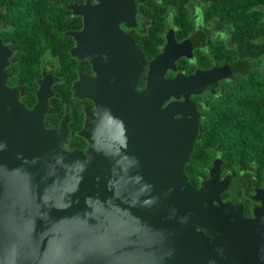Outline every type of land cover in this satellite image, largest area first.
Masks as SVG:
<instances>
[{
    "label": "water",
    "instance_id": "1",
    "mask_svg": "<svg viewBox=\"0 0 264 264\" xmlns=\"http://www.w3.org/2000/svg\"><path fill=\"white\" fill-rule=\"evenodd\" d=\"M95 1L71 7L84 18L74 53L96 73L75 87L95 105L91 158L63 147L66 124L45 127V100L28 110L6 86L0 51V264H264V188L245 217L222 201L237 181L221 169L199 188L186 176L200 134L187 100L222 72L166 79L167 51L139 90L146 60L120 25L141 24L140 0Z\"/></svg>",
    "mask_w": 264,
    "mask_h": 264
},
{
    "label": "rangeland",
    "instance_id": "2",
    "mask_svg": "<svg viewBox=\"0 0 264 264\" xmlns=\"http://www.w3.org/2000/svg\"><path fill=\"white\" fill-rule=\"evenodd\" d=\"M147 2H150V7L147 9L146 6H142L139 12L141 17L148 20L149 26L144 36L145 40H142L140 35L139 41L146 47L149 59L158 53V36L162 30H165L159 27V23L163 22V16L167 12H172L178 20V27L180 26V30L172 35L182 38L187 27L185 26L186 15L189 14L191 18L195 9L200 8L201 12L205 13V20L209 24H216L218 31L225 32V38L221 39L217 48L215 47L221 53V63L227 58L234 62L238 58L252 56V58L258 57L257 61L261 62L258 68H264V0H163L161 4L153 0ZM73 5L95 6L96 1L78 0ZM7 6V1L0 0V40L11 49L13 61L11 66L13 76L8 86L28 87L24 98L26 105L33 108L37 103L34 99L33 87H36L40 73L45 68L51 67L56 81L55 95L51 98L52 106L61 113H65L66 108L71 106L70 113L78 122L75 129L80 130L85 120L81 113L82 107L85 105L93 107V105L88 100L82 103L75 99L72 87L78 80L77 69L82 67L85 72L92 75L93 70L87 61L80 62L81 66L71 57L70 50L76 46L72 38L53 32L80 31L83 27V18L73 16L72 5L66 4L64 12L60 15V27L55 25L48 27L50 28L48 30L43 29L44 31L39 34L20 35L11 26L12 17H6ZM236 24L239 27L237 30ZM182 27L183 30H181ZM46 39H49L47 44L49 47L45 49L44 40ZM198 55L201 57L200 53ZM39 69L40 73H38ZM182 69H188V66L180 64L179 70ZM240 83L241 79L235 78L225 85L224 93L220 98L215 99L209 94L197 98L206 102L208 108L204 111L205 119L202 122L205 134L203 140L197 143L198 149L186 167V176L198 188L204 180L210 178L207 169L214 168V160L218 154L223 161L220 167L221 178L229 172L234 177H238L240 171L250 170L254 176L250 179L251 190L264 186V116L255 118L254 121L247 118L244 110H249L251 107L250 100L247 98L248 88L241 86ZM261 104L264 110V102ZM218 113H223L224 118H215L217 121L214 125L218 124V130L216 136L212 137L214 126L211 124V119ZM57 122L51 116L48 117L49 125H56ZM250 124L256 126L253 127ZM226 137L231 141L229 144L223 143ZM75 144L83 145L84 143L76 142ZM75 144L69 142L64 146ZM222 199L233 202L246 200L251 207L256 204L248 200L242 191L236 195L227 192ZM250 213L249 208L247 214Z\"/></svg>",
    "mask_w": 264,
    "mask_h": 264
},
{
    "label": "flooded vegetation",
    "instance_id": "3",
    "mask_svg": "<svg viewBox=\"0 0 264 264\" xmlns=\"http://www.w3.org/2000/svg\"><path fill=\"white\" fill-rule=\"evenodd\" d=\"M147 1L148 0H144V1L140 0L138 3V6H137L136 17L138 20L141 21L140 25H138L136 27H128L124 23H122L120 25L121 30L129 38H131L133 40L135 45L142 52L144 59L146 60V64L144 66V74H143V77L141 78V81L139 84V90H143L146 87L147 75H148V71H149V65L151 64V62L155 61L161 55L164 56V54L167 51H170L172 44H174V43L181 44L182 45V51L185 52V54H182L179 57H177V59L174 62L173 61L167 62V61H169L168 58L165 59V62L167 63V65L169 63L167 72L165 74L166 79L175 78L179 74H182L185 76H191V75H194L195 73H197L198 71L210 72V71H213L216 69L221 71L223 74V78L218 79L217 82L213 83V85L216 87L214 90L211 88H208L200 94H192L189 97V99L187 100L189 102L187 106L191 108V109L189 108V110L193 111V114H190L187 117L193 118L195 121L197 120L199 125H200L199 127L203 128L202 122L205 119L204 111L207 110L208 108H207L206 102L198 100L197 98L200 96H204L205 94L212 95L215 99L220 98V97H222V95L224 93L225 85H227L228 83H231L233 81L232 80L233 78L229 79V78L225 77L226 73L224 71V66L227 63H230L231 61L227 58L223 61V63H221V53H220L219 49H216L217 46L219 45V42L221 41V39L225 38V32L218 31L216 28V24H209L208 21L205 20V17H206L205 13L201 12L200 8H197V9H195L194 13L191 15V18H190L189 14L186 15L185 26L187 25V27L184 30L185 34L182 36V38H178L177 35L176 36L172 35V34L177 33L178 30H180V26L178 27V25H177L178 20H177V18H175L172 15V12H167V14H165L163 16V22L159 23V27L165 28V30H162L161 33L157 32V33H159V36H158L159 42H158V47H157L158 53H156L152 59H149L147 57L146 47L143 46L139 41L140 35L142 36V40H145L144 36H145V33L147 32L148 26H149L148 20L145 17H141V14L139 12L140 7H142V6L143 7L146 6L147 9L150 7V2H147ZM153 1L157 4H161L163 2V0H153ZM71 11H72V8H71ZM72 15H73V11H72ZM73 16H81V15H73ZM81 17L83 18V16H81ZM83 21H84V18H83ZM57 25L59 27L61 26L60 23H58ZM11 26L20 35L39 34L40 32L44 31L42 28V27H44V25H41V24L25 25L24 27H33L35 29L27 30L24 32L17 30L15 28V26L13 25V23H11ZM40 27H41V30L39 29ZM83 28H84V22H83V27L80 31L71 30V31H63V33L60 31L53 32L54 34H61L63 36H68V37L72 38L76 42V46L70 50L71 57L73 59L77 60L81 66H82V63H80V62L87 61L91 65L92 70H93V75H92V74L85 72L82 67L77 69V71H78L77 72L78 73L77 79L78 80L73 83V87H72V89L74 91V98L75 99H78L82 103L84 102V100H88L93 105V107H89L88 105H85L82 107L81 113H82V116L85 117V120H84L82 128L78 131L75 129L78 122L73 119V116L70 113L71 106L66 108L65 113H61L60 111L56 110L52 106L51 98L55 95L54 85L56 84L55 76L53 75L52 68L47 67L41 73H40V69L38 70V73H40V76L37 79L36 87H33L34 99L36 100L37 103L33 106V108H29L26 105L25 98H24L25 94L28 91V87L19 86V87L11 88L8 86V82H9L10 78L13 76V73H12L13 70L11 68L13 61L11 58V49L9 48V46L3 44L1 40H0V51L2 53V56L6 57L7 61H8L7 65L4 69V72H6V86L9 89H11L18 96L20 101L27 107L28 110H33L39 104V102H41V100L43 98V100H45V102L47 104V111L44 114L45 127L47 129H60L63 124H66L65 128L67 129L68 135L66 136V138L63 142V147L68 151L83 150V151L87 152L88 156L91 158V155L88 153L90 143L81 134V132L85 128L87 122L89 120H91V117L88 114V110L95 109V105H94L92 100H90L88 98L77 97L75 94L77 91V89L75 88L76 84L80 80L82 75H88L91 77L96 76V73L93 69V65L91 64L90 60L86 57L85 58H79V55L74 53V51L78 48V40L76 39L75 34L81 32L83 30ZM181 30H183V27L181 28ZM47 44L45 43V47H44L45 49L49 47V46H47ZM188 46L190 48H188ZM5 53H7L6 56H5ZM198 53L201 54V57L198 55ZM170 55L172 56L174 54H170ZM180 64H186L188 66V69L179 70ZM8 67H9V69H6ZM48 81L50 83H49V85H46V83ZM42 94L46 95L45 99H44V97H41ZM172 101H184V98L176 100L175 98L172 97L165 104V106ZM250 106L251 107L249 110H246V111L244 110V113L248 119H250L251 121H254L255 118H262L264 116V110L262 109L263 107H262L261 103L250 104ZM251 109H253V110L250 111ZM49 116H51L53 119L58 121L56 125H49V123H48V117ZM177 117L179 118L180 116H177ZM200 133H201V131H200ZM199 140H200V134H199V137L196 141V146H197V143ZM69 142L74 143V144L76 142H83L84 144L83 145L75 144L74 146L65 147L64 145L66 143H69ZM195 149H196V147H195ZM195 149H194L193 154L195 153ZM193 154H192V157H193ZM192 157H191V159H192ZM216 158H220V155H217ZM211 169H212V167L207 169L209 176H210ZM221 173H222V171H221ZM243 175L246 176V184H244V185L240 184V187H237V185H238L237 184L236 189L231 188V189L225 191L222 194V196L227 192H231L232 194L236 195L240 191H242L243 195H245V197L248 200L255 202L256 204L251 207V206H248L249 201H246V200H244L243 202L242 201L233 202L231 200L223 201V199H222V201L223 202H230L233 205H236V207H238L242 211V213L245 217H253V211L257 206L260 205V203L252 199V196L255 194V190L257 188H259V187H256L253 189V191L251 190L250 179L254 177L252 172L250 170H248L246 172L240 171L238 177H234L229 172L228 174H226L225 177H223L221 179H224V178H227L228 176H230L233 178L234 181H237V183L238 182L240 183V181H242ZM260 188H264V186H262ZM222 196H221V198H222ZM249 208L251 209V213L247 214V211Z\"/></svg>",
    "mask_w": 264,
    "mask_h": 264
},
{
    "label": "trees",
    "instance_id": "4",
    "mask_svg": "<svg viewBox=\"0 0 264 264\" xmlns=\"http://www.w3.org/2000/svg\"><path fill=\"white\" fill-rule=\"evenodd\" d=\"M8 2L7 6V14L6 17H12L11 23L15 26V28L19 31H27L33 30V27H24L28 24H41L44 25L42 27L45 30H48L50 26H55L60 23V15L64 12V7L66 4H76L78 0H5ZM144 1V0H143ZM71 6V7H72ZM239 27L236 24V30ZM41 30V27L39 28ZM52 29V28H51ZM44 43H49V39L44 40ZM188 48H190L188 46ZM170 51L172 54H175L176 57H179L185 52L182 51V45L174 43L172 44ZM7 53H5L6 56ZM6 58V57H5ZM258 57H247V58H238L236 61H231L224 66V71L226 73L225 77L234 80V78L241 79V86L244 85L248 88V96L247 98L250 100V104H257L264 102V68H258L260 61H257ZM259 60V58H258ZM6 62L7 58H6ZM260 62V63H259ZM254 72V74H252ZM6 77V72H4ZM49 81L46 85H49ZM246 92V91H245ZM41 97L46 98L45 94H42ZM43 99V98H42ZM251 109L250 111H252ZM224 118L223 113L216 114L211 119V124L214 126L212 130V137L216 136V131L218 130V124H215V118ZM197 121V120H196ZM198 122V121H197ZM199 125V123H198ZM200 126V125H199ZM250 126L255 127L256 125L250 124ZM200 140H203L205 129L199 127ZM208 135V134H207ZM223 141L225 144H229L231 142L226 137ZM211 143V142H208ZM199 146V144H197ZM196 146L195 152L198 149ZM219 155V154H218ZM223 161L220 158H216L214 161V167L216 166L215 175L218 173L217 169H221V163ZM213 173L212 169L210 171ZM221 173V170H220ZM238 184V185H237ZM236 185L240 187L241 185L246 184V176H242V181L238 182Z\"/></svg>",
    "mask_w": 264,
    "mask_h": 264
}]
</instances>
